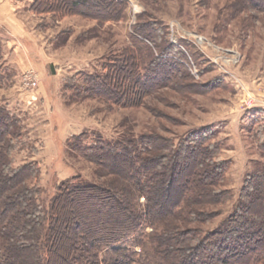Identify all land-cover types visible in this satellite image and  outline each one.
<instances>
[{
	"label": "rangeland",
	"instance_id": "374dc122",
	"mask_svg": "<svg viewBox=\"0 0 264 264\" xmlns=\"http://www.w3.org/2000/svg\"><path fill=\"white\" fill-rule=\"evenodd\" d=\"M36 1L0 0V107L19 121L11 158L15 167L37 165L39 176L29 184L39 188L43 208L61 183L75 177L117 184L70 148L73 137L86 134L85 144L92 145L99 137L140 141L157 131L178 142L214 130L228 162L223 188L234 198L215 205L222 214L200 226L210 230L223 223L257 162H264V10L243 0H112L123 10L106 20L94 15L97 0H85V10L55 12L40 5L37 10ZM142 23L160 27V45L167 41L174 52L164 55L139 36L136 26ZM132 53L147 61L152 53L168 59L184 77L169 67L166 74L174 77L167 86L149 94L134 91L123 104L88 91L90 78L105 77L106 67ZM129 78L134 81L133 73ZM134 244L126 242L140 252ZM258 264H264V255Z\"/></svg>",
	"mask_w": 264,
	"mask_h": 264
},
{
	"label": "trees",
	"instance_id": "16d2710c",
	"mask_svg": "<svg viewBox=\"0 0 264 264\" xmlns=\"http://www.w3.org/2000/svg\"><path fill=\"white\" fill-rule=\"evenodd\" d=\"M243 1L264 10V0ZM84 3L37 0L34 6L55 12L85 10ZM96 3L99 9L94 15L102 19H114L112 13L123 10L112 0ZM159 30L150 23L136 26V33L164 55L173 53L175 47L167 41L160 45L164 38ZM1 48L0 44V58ZM123 56L106 67L105 77L90 78V93L123 104L132 101L130 93L149 94L174 77L166 74L171 68L168 59L160 60L153 53L149 61L135 53L129 59ZM170 70L179 79L184 77L179 69ZM159 73L165 77L160 79ZM114 82L120 84L116 87ZM19 130L18 119L0 107V264H258L264 255L262 161L224 222L210 230L200 226L222 214L213 209L215 205L234 198L223 188L228 162L221 158L216 131H196L178 142L157 131L142 135L140 141L99 137L92 145L85 144L86 134L73 137L70 148L113 175L117 184L105 186L75 177L61 183L43 208L39 188L29 184L39 176L37 165H13V141ZM147 228L152 231L147 233ZM130 239L140 252L126 245Z\"/></svg>",
	"mask_w": 264,
	"mask_h": 264
}]
</instances>
